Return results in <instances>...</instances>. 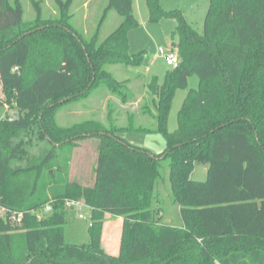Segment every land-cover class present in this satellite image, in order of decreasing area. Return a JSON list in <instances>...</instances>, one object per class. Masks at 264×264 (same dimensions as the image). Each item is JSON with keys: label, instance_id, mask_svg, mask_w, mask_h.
I'll return each mask as SVG.
<instances>
[{"label": "trees", "instance_id": "1", "mask_svg": "<svg viewBox=\"0 0 264 264\" xmlns=\"http://www.w3.org/2000/svg\"><path fill=\"white\" fill-rule=\"evenodd\" d=\"M74 1L54 0L56 13L44 18L42 0H31L35 18L25 22L22 0H0V82L14 109L0 119V208L23 213L19 227L0 218V264H264V0H209L202 33L180 11L144 0L150 21L175 20L171 50L179 58L162 84H141V113L154 128L136 127L130 113L120 127L112 107L108 124L56 123L64 104L99 87L122 104L133 101L126 88L139 76L119 82L106 68L144 60L142 51L129 54L132 0H108L104 17L113 10L121 21L103 40L99 29L87 38L72 28ZM192 74L198 87L169 133L171 100ZM34 125L51 149L29 157L22 134ZM128 131L162 134L166 147L154 155L121 137ZM80 139L97 140L90 184L71 180L69 157L60 164L55 155ZM164 161L179 228L162 224L161 208L153 207ZM195 163L207 167L204 182L191 180ZM66 199L90 211L83 245L65 241ZM47 204L53 212L37 220L32 213ZM104 215L122 219L116 254L103 247Z\"/></svg>", "mask_w": 264, "mask_h": 264}, {"label": "rangeland", "instance_id": "2", "mask_svg": "<svg viewBox=\"0 0 264 264\" xmlns=\"http://www.w3.org/2000/svg\"><path fill=\"white\" fill-rule=\"evenodd\" d=\"M160 8L170 12L178 10L181 12L186 22L190 24L198 33L204 30V18L208 11L209 0H160ZM108 5V0H75L70 7V25L85 37L89 38L99 29L100 39H105L111 34L120 23L121 19L113 10H108L104 17V9ZM23 20L29 22L35 18L31 0H22ZM132 10L136 19V27L128 33L129 54L143 52L144 60L138 67H123L120 65L107 67L106 70L114 74L119 81L127 78L136 79L138 83H130L126 88L134 94V100L122 104L121 99L113 94L106 87L95 89L93 94L87 98H80L76 102L64 104L56 114V123L61 126H71L86 120H97L108 124L107 112L112 107V120L120 127L128 126V116L132 115L131 121L136 127L154 128L155 121L148 116L142 115L141 109L144 100L145 89H141V84H151L156 80L159 84L164 81L166 71L169 69L164 59L158 54V49L170 50L173 42L177 40L173 37L176 28L174 19L161 18L155 22L150 21L149 11L144 0H132ZM43 17H50L55 14L54 0H42ZM199 84L195 74L187 79L184 89H178L171 100V108L167 115V131L172 133L178 126L177 115L182 107V103L191 89H197ZM7 98L3 93L0 82V119L12 115L14 109H10L6 103ZM130 113V114H129ZM129 114V115H128ZM130 144L148 150L154 155H159L166 147V140L162 134L128 131L121 134ZM24 142H27L28 156L41 155L51 149V145L43 140L39 130L34 125L32 129L22 134ZM97 140L80 139L72 146L58 147L55 155L62 164L65 157H69L70 163L68 172L70 179L77 180L81 184H90L93 179L92 167L96 161ZM17 161L13 166L22 165ZM55 168H53L54 170ZM161 178L156 182V199L153 207H160L163 214L162 224H167L179 228L182 219L179 215V208L172 203L169 193L167 161L162 162ZM52 171V170H51ZM207 175V167L200 163L193 165L192 181L204 182ZM89 209L86 206L79 209L69 210L67 213V223L63 228L65 241L68 244L83 245L90 240L88 228L90 219ZM81 216L82 218H79ZM104 215L102 225L103 247L113 252L117 241L120 239L119 226L109 223L111 216ZM113 218V217H112ZM14 233L20 234V228L14 229Z\"/></svg>", "mask_w": 264, "mask_h": 264}, {"label": "built area", "instance_id": "3", "mask_svg": "<svg viewBox=\"0 0 264 264\" xmlns=\"http://www.w3.org/2000/svg\"><path fill=\"white\" fill-rule=\"evenodd\" d=\"M158 54L160 55V57L164 59L165 65L170 69H174L179 64L178 56L176 55L175 51H172L171 49L165 50L159 48ZM64 204H65V208L68 210H72V209L80 210L81 208H83V206H86L84 203L69 199H66V201H64ZM52 212H53L52 205L47 204L41 207L40 209H38L37 211L33 212L32 214L37 218V220H41L50 216ZM7 214L8 212L5 208H0V218L3 219L6 217L8 221H10L12 225L16 227H19L22 224V218H23L22 212L19 213L12 212L9 213L8 216H6ZM79 218L82 217L79 216Z\"/></svg>", "mask_w": 264, "mask_h": 264}, {"label": "crops", "instance_id": "4", "mask_svg": "<svg viewBox=\"0 0 264 264\" xmlns=\"http://www.w3.org/2000/svg\"><path fill=\"white\" fill-rule=\"evenodd\" d=\"M107 216V215H106ZM105 216V217H106ZM162 216V218H163V214L161 215ZM110 220L111 221H109V223H111V225H115V224H117L118 226H119V229H120V227H121V224H122V219L121 218H117V217H115V218H110ZM163 220V219H162ZM182 226V225H181ZM181 226H179V227H181ZM117 245H118V241H117V243H116V246H115V249H114V251L113 252H111V253H113V254H116V248H117Z\"/></svg>", "mask_w": 264, "mask_h": 264}]
</instances>
